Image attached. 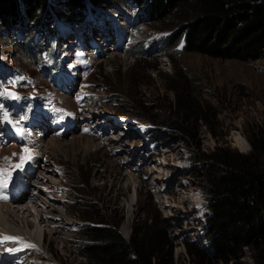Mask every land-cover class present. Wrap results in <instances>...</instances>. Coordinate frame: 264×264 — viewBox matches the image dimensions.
<instances>
[{
    "label": "rangeland",
    "instance_id": "1",
    "mask_svg": "<svg viewBox=\"0 0 264 264\" xmlns=\"http://www.w3.org/2000/svg\"><path fill=\"white\" fill-rule=\"evenodd\" d=\"M65 1L49 0L54 12L60 14L61 32L53 44L55 55L67 61L61 71L57 69L58 81L55 83L45 74L42 63L33 64L32 59L21 51L19 37L23 35V27L20 26L19 33L13 37L14 30H0V75L8 76L6 81L0 79V101L44 99L45 108L32 117L31 123L45 124L50 120L51 123L47 121L50 127L60 128L67 118L76 121L75 127L62 137L54 133V128L33 127L37 136L33 134L31 145L30 130H19V140V134L5 125L9 118L0 114V172H3V179L19 168L33 169L35 173L28 182L32 192L35 191L34 197L29 200L32 196L29 190L28 196L6 210L16 212L29 207L30 214H26L29 228L20 220L4 219L5 210L0 207V230L8 234L22 233L24 238L21 240L25 241L24 244H0L3 251L8 248L22 250L0 259L10 258L12 264H88L80 253L84 239L80 232L88 223L77 218V211L79 215L84 214L79 205L88 203L103 213L102 218L118 223V232L125 241L136 222L145 218L157 219L172 245L173 263L200 264L196 257L188 254L186 244L192 243L208 257L212 256L207 236L210 214L205 184L198 176L203 164L193 163L192 158L199 153L209 154L219 147H229L243 154L250 152L246 136L264 122V53L259 60L250 63L185 53L180 44L174 50H168L166 46L165 51L157 48L158 52L149 56L137 54L140 42L152 41L161 33L177 30L173 27L153 28L148 16L141 13L142 17L136 16L138 11L127 3L122 10L130 16L129 21L138 26L131 32L132 45H138L137 49L131 55L120 53L112 50L113 44L109 46L108 42L102 47V41L100 43L94 36L101 51L98 58L92 60L91 74L85 81L78 72L65 80L69 77L67 65L78 57L73 51L77 53L81 49L87 60L96 53L91 45L86 48L85 44L91 25H95L98 34L104 31L102 26L106 23L101 20L98 24L102 17L100 13L110 14L120 26L125 24L124 21L121 24V16L116 10L99 6L93 9L99 10V14L88 16L92 9L87 6L82 15V18L87 16L83 26L72 25L65 17ZM18 4L23 14L21 18L27 21L23 12L25 6ZM39 15L46 21L43 12ZM53 22L50 19L52 32L55 30ZM33 30L42 41L46 40L40 27ZM77 38L83 41L80 46L76 45ZM147 44L150 43L145 42ZM73 84L78 88L67 95L62 92L64 86L70 90ZM174 88L190 94L203 111L204 121L189 123L190 135L183 141L170 129L136 121L131 115L150 118L158 112L159 124L163 112L158 108L172 107ZM7 93H14L16 98ZM51 139L57 142L55 148L45 150L44 145ZM240 143H245L248 150L241 152ZM25 148L29 150L28 157L35 159L22 161ZM26 244L35 247L28 248ZM251 262L250 252L245 251L238 263ZM0 264L3 263L0 261ZM209 264L223 263L212 260Z\"/></svg>",
    "mask_w": 264,
    "mask_h": 264
},
{
    "label": "trees",
    "instance_id": "2",
    "mask_svg": "<svg viewBox=\"0 0 264 264\" xmlns=\"http://www.w3.org/2000/svg\"><path fill=\"white\" fill-rule=\"evenodd\" d=\"M17 2L25 6L27 21L21 18L23 14ZM127 3L148 16L153 28L177 30L170 31L171 35L164 41L168 50H174L183 40L185 53L212 59L250 63L263 56L264 0H66L65 17L70 24L81 25L87 6L92 10L101 6L126 16L122 7ZM58 15L49 0H0V30H14L13 37L19 33L20 26L24 28L19 47L33 64L42 63L45 54L51 55L55 30L52 32L50 19L58 25ZM39 27L41 33L44 31L45 41L33 30ZM44 72L48 73V69ZM172 91V107L158 108L163 112L159 124L158 112L150 118L131 115L136 121L166 127L183 141L190 135L189 123L204 121L203 111L183 89ZM25 104L20 102L15 107L18 115ZM246 139L250 146L248 154L219 147L192 158L193 163L203 164L198 176L205 184L210 214L207 236L212 256L208 257L192 243L186 244L188 254L200 264L212 260L239 264L245 251L250 252L251 264H264V122L250 131ZM79 207L84 214L77 211V218L88 223L80 232L84 238L80 253L88 264H174L172 245L157 219L136 222L125 241L118 232V223L102 218L103 213L96 206L84 203Z\"/></svg>",
    "mask_w": 264,
    "mask_h": 264
},
{
    "label": "bare ground",
    "instance_id": "3",
    "mask_svg": "<svg viewBox=\"0 0 264 264\" xmlns=\"http://www.w3.org/2000/svg\"><path fill=\"white\" fill-rule=\"evenodd\" d=\"M105 10V9H104ZM93 28H96V27H93ZM106 42H108L107 43V45L110 43V41H104V43L106 44ZM45 74H47V72H45ZM74 85V84H73ZM79 90V89H78ZM68 94V93H67ZM64 95V94H63ZM64 99V98H63ZM65 100V103H69L66 99H64ZM61 103V102H60ZM64 103V104H65ZM68 106V105H67ZM70 109V108H69ZM76 122V121H75ZM33 127H36V128H40L41 127V125H34ZM43 128V127H42ZM53 128V127H52ZM48 129V128H47ZM41 131V130H40ZM48 132V131H47ZM47 132H46V134H47ZM41 133H44L43 131L41 132ZM34 134V133H33ZM33 134L31 135V138H32V142L34 141L33 139H34V136H33ZM45 134V135H46ZM53 135V134H52ZM36 136H37V134H36ZM41 136V135H40ZM43 136V135H42ZM41 136V137H42ZM54 138H57V137H54ZM59 139V138H58ZM41 141V138H40V140H38L37 141V143L39 144V142ZM41 144V143H40ZM55 144H57V142H56V140L55 139H51L50 141H49V143H47V144H45L44 146H45V150H48V149H54L55 148ZM33 146H35V145H33ZM32 146V147H33ZM40 147H41V145H39ZM239 149H240V151L241 152H245V151H247L248 150V147H247V145L244 143V144H242V143H240L239 145ZM37 151H39V150H37ZM36 151V152H37ZM35 153V152H34ZM38 153V152H37ZM1 158V157H0ZM13 161V160H12ZM33 169H31L30 171H28V172H26L24 175H23V178H21V179H23L24 181H25V183L26 184H28V182L32 179V176H33V174L35 175V173L32 171ZM35 170V169H34ZM37 170V169H36ZM39 175V174H38ZM42 176V175H41ZM39 177V176H38ZM45 179V178H44ZM35 182V181H34ZM30 185H32V184H30ZM33 185H36V183H34ZM36 187V186H35ZM34 188V187H33ZM38 191V190H37ZM17 192H19V195H17V196H14L13 198H11L9 201H8V203H10V204H8V203H5V204H0L1 206L0 207H2L1 209L5 212V214H4V216H3V218L4 219H11L13 222L17 219V221H15V222H18V220H20V222L23 224L24 223V225L26 226V227H30L31 225H30V222H28V217L26 216V214L28 213V214H30V211L28 210V208L27 209H25V210H22L23 208H21V209H17V211L15 212V211H6L7 209H10V207L12 206V204H15V203H17V202H19V200L20 199H22V198H24L28 193L30 194V192H29V190H26V189H24V190H21V191H17ZM34 192L35 191H33L31 194H32V196H30L29 197V200H31L33 197H34ZM28 196V195H27ZM27 200H28V198H27ZM24 201V200H23ZM38 201V200H37ZM36 202V201H35ZM34 202V204L36 205L37 203H35ZM24 203V202H23ZM25 204V203H24ZM16 205V204H15ZM39 206V205H38ZM9 207V208H8ZM1 210V211H2ZM19 216H21V217H19ZM30 216V215H29ZM40 216H43V213H41L40 214ZM42 218V217H41ZM0 221H1V218H0ZM8 221V220H7ZM5 226V225H4ZM18 232V231H17ZM0 233H2L1 234V236H4V235H6V236H14V237H19V238H24L21 234L22 233H16V234H12V233H10V234H8L7 232H3V231H1L0 230ZM25 243V241H23V243H20V244H24ZM29 248V247H28ZM25 249H26V247H25ZM24 249V250H25ZM22 251V250H21ZM32 251V250H31ZM9 253H11V252H7V251H3V250H0V257L1 256H3L4 258L5 257H9L10 256V254ZM2 257V258H3ZM10 259V258H9ZM9 259H7V260H4V259H0V261H1V263H3V264H12V263H10V261H9ZM12 260V259H11Z\"/></svg>",
    "mask_w": 264,
    "mask_h": 264
},
{
    "label": "snow or ice",
    "instance_id": "4",
    "mask_svg": "<svg viewBox=\"0 0 264 264\" xmlns=\"http://www.w3.org/2000/svg\"><path fill=\"white\" fill-rule=\"evenodd\" d=\"M7 94L13 96V98H16L14 93H7ZM5 119H7V117H5ZM18 131H19V129H18ZM24 151L28 152L29 150L27 148H25ZM21 159L23 161L24 158L22 157ZM16 167L19 168V167H21V165H16ZM0 187H3V188H7L8 187L7 178H4L3 180H0ZM0 198H3L5 200H7V196H2ZM6 242L23 243V241L19 237H12V236H2V237H0V244H4ZM25 246L29 247V248L35 247L34 245H31V244H26ZM19 250H21V249H19V248H8L7 249V251H9V252H15V251H19Z\"/></svg>",
    "mask_w": 264,
    "mask_h": 264
}]
</instances>
